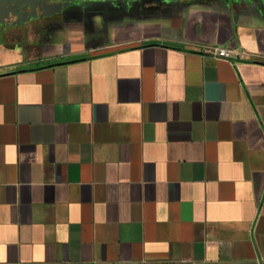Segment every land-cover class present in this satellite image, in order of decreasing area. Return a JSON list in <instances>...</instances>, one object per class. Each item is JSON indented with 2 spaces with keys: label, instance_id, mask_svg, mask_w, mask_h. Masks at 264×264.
<instances>
[{
  "label": "crops",
  "instance_id": "0c3cea01",
  "mask_svg": "<svg viewBox=\"0 0 264 264\" xmlns=\"http://www.w3.org/2000/svg\"><path fill=\"white\" fill-rule=\"evenodd\" d=\"M84 39L0 42V264H264V19L189 2Z\"/></svg>",
  "mask_w": 264,
  "mask_h": 264
},
{
  "label": "flooded vegetation",
  "instance_id": "af4514ba",
  "mask_svg": "<svg viewBox=\"0 0 264 264\" xmlns=\"http://www.w3.org/2000/svg\"><path fill=\"white\" fill-rule=\"evenodd\" d=\"M187 3L186 0H0V42L18 45L32 59L41 60L61 46L70 47L68 42L58 44L65 33L82 32L83 45L93 49L106 42L116 26H131L152 18L167 19L179 14ZM242 7L241 14L260 15L256 9Z\"/></svg>",
  "mask_w": 264,
  "mask_h": 264
},
{
  "label": "water",
  "instance_id": "95a60500",
  "mask_svg": "<svg viewBox=\"0 0 264 264\" xmlns=\"http://www.w3.org/2000/svg\"><path fill=\"white\" fill-rule=\"evenodd\" d=\"M186 1L191 2L192 0ZM210 2L225 8L230 14H232L236 8H238L239 13H241L243 9L242 6L245 5L249 9L258 10L260 15L255 17L264 19V0H212Z\"/></svg>",
  "mask_w": 264,
  "mask_h": 264
},
{
  "label": "built area",
  "instance_id": "2783aa9c",
  "mask_svg": "<svg viewBox=\"0 0 264 264\" xmlns=\"http://www.w3.org/2000/svg\"><path fill=\"white\" fill-rule=\"evenodd\" d=\"M210 51L217 57H222L226 59L232 58L235 55L240 56L241 58L244 57L243 51H238L229 46H215L210 48Z\"/></svg>",
  "mask_w": 264,
  "mask_h": 264
}]
</instances>
